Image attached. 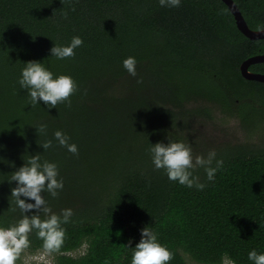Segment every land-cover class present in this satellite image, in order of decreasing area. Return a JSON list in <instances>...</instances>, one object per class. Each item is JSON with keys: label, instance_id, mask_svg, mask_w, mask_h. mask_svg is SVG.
Instances as JSON below:
<instances>
[{"label": "trees", "instance_id": "1", "mask_svg": "<svg viewBox=\"0 0 264 264\" xmlns=\"http://www.w3.org/2000/svg\"><path fill=\"white\" fill-rule=\"evenodd\" d=\"M234 2L250 29L261 30L264 0ZM73 36L83 40L74 56H51L55 44ZM259 55L264 40L243 35L222 0H181L175 8L159 0H0V226L22 215L45 218L44 206L22 212L11 194L12 174L39 155L40 163L57 165L63 180L55 197L41 192L46 206L57 215L71 209L72 216L57 251L45 252L32 230L29 255L48 253L52 264H131L141 230L149 227L172 253L168 264H188L190 257L196 264L222 258L252 264L248 252H264V147L218 151L223 165L213 180L194 169L203 189L169 180L149 149L169 140L189 144L175 123L185 102L198 98L247 119L261 116L264 131V83L241 73ZM129 56L137 61L135 76L122 66ZM28 61L71 76L76 90L55 107L32 104L18 83ZM250 71L264 74V63ZM57 130L77 154L58 144Z\"/></svg>", "mask_w": 264, "mask_h": 264}, {"label": "clouds", "instance_id": "2", "mask_svg": "<svg viewBox=\"0 0 264 264\" xmlns=\"http://www.w3.org/2000/svg\"><path fill=\"white\" fill-rule=\"evenodd\" d=\"M181 0H159L161 7H179ZM264 30V26H260ZM83 44L79 36H73L67 45H54L50 52L56 59H64L74 56V50ZM136 58L129 56L122 61L123 68L132 76L136 75ZM18 83L21 88L27 89L32 104L42 101L45 105L55 107L58 103L67 101L76 90V83L71 76L54 74L40 61H28L21 69ZM46 125L41 124L39 131L43 132ZM54 138L58 144L67 151L77 154L76 144L69 143L70 137L60 130L54 132ZM52 141H46L42 147L48 149ZM151 161L156 169H164L171 181H176L189 188L195 186L203 189L205 185L199 183V177L194 175V169H204L207 180L215 178L217 170L223 165V161L216 159L215 151L208 152L207 156H193L192 148L182 140H169L167 144L156 142L149 149ZM59 172L55 163L45 161L40 163V156L29 159L28 164L19 168L12 174V180L17 187L12 189V196L16 198V205L22 212L32 209H41L45 218L39 215H22L13 225L0 226V264H16L23 250L30 245L28 234L37 230L38 238L43 241L45 252H54L60 249L64 242L65 229L63 224L69 222L72 216L71 209H63L60 215L52 212L46 206V201L41 196L42 191H48L53 197L58 190L63 188V180L58 179ZM20 196L30 198L35 203H26L19 199ZM126 247V246H125ZM127 248V247H126ZM247 258L252 264H264V252L252 249ZM172 259V253L161 244L157 234L149 227L141 230V239L132 249L131 264H168ZM222 264H236L231 258H222Z\"/></svg>", "mask_w": 264, "mask_h": 264}, {"label": "rangeland", "instance_id": "3", "mask_svg": "<svg viewBox=\"0 0 264 264\" xmlns=\"http://www.w3.org/2000/svg\"><path fill=\"white\" fill-rule=\"evenodd\" d=\"M118 89L116 94L122 97L121 87ZM184 112L186 115L175 124L180 133H186L187 136H180L192 147L194 157L210 151L217 153L229 146L264 147V131L257 124L263 119L261 116L247 119L237 109L230 110L221 103L199 98L185 102ZM20 258L22 264H52L53 261L48 253L29 255L25 250ZM190 258L188 264H196Z\"/></svg>", "mask_w": 264, "mask_h": 264}, {"label": "water", "instance_id": "4", "mask_svg": "<svg viewBox=\"0 0 264 264\" xmlns=\"http://www.w3.org/2000/svg\"><path fill=\"white\" fill-rule=\"evenodd\" d=\"M229 8L230 12L236 20L239 31L251 40H264V30H252L248 26L242 12L234 0H222ZM264 63V55L251 57L241 65V73L247 80L258 81L264 83V74L254 73L250 71V66Z\"/></svg>", "mask_w": 264, "mask_h": 264}]
</instances>
